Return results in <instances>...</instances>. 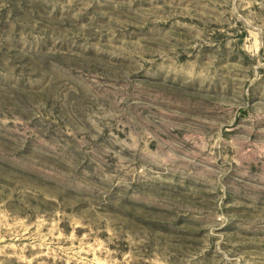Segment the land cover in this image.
Masks as SVG:
<instances>
[{"label": "rangeland", "instance_id": "rangeland-1", "mask_svg": "<svg viewBox=\"0 0 264 264\" xmlns=\"http://www.w3.org/2000/svg\"><path fill=\"white\" fill-rule=\"evenodd\" d=\"M0 264H264V0H0Z\"/></svg>", "mask_w": 264, "mask_h": 264}]
</instances>
